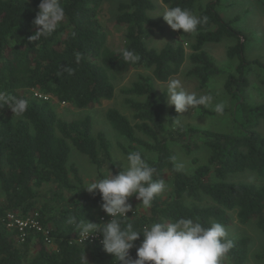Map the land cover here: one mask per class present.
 <instances>
[{
	"label": "trees",
	"instance_id": "1",
	"mask_svg": "<svg viewBox=\"0 0 264 264\" xmlns=\"http://www.w3.org/2000/svg\"><path fill=\"white\" fill-rule=\"evenodd\" d=\"M103 1L60 0L65 17L56 32L30 42L40 0H0V92L28 101L22 116L0 107V264H122L103 250L100 233L84 241L80 237L75 221L100 224L112 217L102 210L99 194L83 189L88 183L68 162L73 147L96 167L99 177L103 169L117 174L109 141L103 132H92L88 116L60 118L53 102L94 107L114 97L116 80L139 68L149 74H139L121 90L132 117L110 107L105 118L126 141L120 144L122 153L142 151L156 169L153 178L167 172L171 188L145 212L126 213L125 223L139 230L156 221L191 217L205 227L212 222L227 226L234 212L241 224H254L264 238V133L260 130L264 129V102L246 99L249 75L255 68L264 73V61L247 57L246 33L222 15V0H161L166 7L180 6L208 20L195 33L177 31L189 41V52L183 43L173 42L158 49L151 41L165 31V21L151 16L157 8L154 0H120L115 23L122 27V45L115 50L98 18ZM223 41L230 43L226 48L233 64L230 71L221 69L205 49ZM125 48L140 60L126 63L121 56ZM187 60L186 74L200 86L225 75L223 87L233 103L230 115L238 125L236 132L177 126L174 107L165 120L167 94L158 92L155 82L178 74ZM196 109L210 113L203 106ZM174 144L187 153L205 148V162L198 163L194 157L191 171H176ZM244 172L256 174L262 182L231 180ZM8 214L33 219L37 225L27 224L22 239L19 229L8 225ZM228 238L233 247L222 264H245L250 238ZM142 239L141 234L135 244ZM135 258L134 247L129 259ZM258 258L264 259V239Z\"/></svg>",
	"mask_w": 264,
	"mask_h": 264
},
{
	"label": "clouds",
	"instance_id": "2",
	"mask_svg": "<svg viewBox=\"0 0 264 264\" xmlns=\"http://www.w3.org/2000/svg\"><path fill=\"white\" fill-rule=\"evenodd\" d=\"M156 16H162L173 31L183 30V33H195L198 26L208 20L206 16L197 17L180 6L166 7ZM64 17L65 10L60 0H40L32 21L35 32L28 37L29 41L36 42L52 35ZM121 56L126 63L134 64L140 60L139 55L127 48L121 51ZM80 59L77 54V61ZM166 91L168 106H174L175 112L181 114L174 120L177 126L181 125L180 118L189 109L195 110L200 106L207 108L213 102L212 95H198L195 91H189L179 79L168 81ZM5 106L12 110L14 116H22L27 111L28 101L0 92V107ZM224 108L223 103H217L214 111L222 114ZM116 161L121 162V171L113 175L108 169L106 175L94 176L83 188L93 196L99 194L102 210L112 217L109 222L100 224L84 219L75 221L83 241L92 233H100L103 250L114 255L122 264H222L233 242L228 238L226 227L219 222H212L205 227L194 218L180 217L156 221L139 230L133 223H125V218H128L126 213L132 210L130 197L135 195L143 206L150 207L168 185L163 179L153 178L156 169L147 162L142 151H130L123 160L117 158ZM182 167L177 164L176 171ZM68 223H74V218ZM141 234L143 239L137 246L135 242L140 240ZM134 247L136 258L129 259L130 250ZM83 260L87 262L84 257Z\"/></svg>",
	"mask_w": 264,
	"mask_h": 264
},
{
	"label": "rangeland",
	"instance_id": "3",
	"mask_svg": "<svg viewBox=\"0 0 264 264\" xmlns=\"http://www.w3.org/2000/svg\"><path fill=\"white\" fill-rule=\"evenodd\" d=\"M120 0H104L103 4L99 8L98 18L101 21L103 27L106 30L108 44L112 49H120L122 45V27L115 23L116 6ZM157 8L150 14L155 19H163L159 15L166 6L162 4L161 0H154ZM219 9L222 15L226 19L234 20V25L244 31L248 37L246 43V55L249 59H260L264 61V0H222ZM165 31L156 35L152 41L151 46L155 48L162 47L167 42L183 43L188 50V40L182 38L177 31H173L170 26L163 23ZM187 42V43H186ZM230 44L228 41L220 43H211L205 46L208 54L214 59L217 65L226 71L232 70V63L227 59L226 48ZM190 63L188 60L182 66L180 72L174 76H171L165 82H155L158 92H165L167 82L171 79H179L189 91H195L198 95L210 94L213 96L212 105L207 107L209 112H201L199 109H189L181 117V125H190L199 129H210L215 131L224 132H236L238 125L232 122L230 111L233 107V103L227 93L224 90V76H215L209 79L204 85L200 86L199 82L192 76L186 74ZM139 74H149L148 70L144 68L131 69L126 75L115 81V95L110 100H103L99 104L91 108H76L73 105L67 103H59L54 101V107L60 118L64 120H73L81 117L88 116L91 120L92 132H103L109 141L111 154L114 159L117 171L122 170V164L120 161H116L117 158L123 160L125 155L122 153L120 144L126 143L125 139L120 136L110 126L105 118V111L107 108H116L122 114L127 117H132V112L125 103V95L121 92L130 86V84L137 78ZM250 84L246 91V99L253 104L264 102V73L258 68H255L249 75ZM223 103L225 105L224 112L218 114L214 111L215 104ZM174 106H168L166 102L165 120H167V113ZM179 115L176 113L177 118ZM264 133V129H260ZM174 153V160L176 165H182V170L191 171L195 164H193V158H198V163H203L206 160L207 152L205 148L192 149L187 153L181 146L172 145ZM68 162L74 164L82 176L85 183H89L93 177H99V172L96 167L89 161V159L82 153L78 152L73 147L69 151ZM126 163V161H125ZM103 175L108 173V169L102 170ZM163 179L167 182V189L160 195L164 196L171 188V180L167 172L162 173L156 178ZM233 181L240 182H252L260 183L262 179L252 172H244L236 174L231 177ZM2 192L0 190V199ZM129 203L132 205V209L145 212L147 207L143 206L140 200H137L135 195L129 198ZM231 222L225 226L228 232V237H236L245 235L250 238L249 252L247 261L245 264H264V259L258 258V254L261 252L263 246V235L252 223L241 224L236 218L234 212H230ZM50 246V245H49Z\"/></svg>",
	"mask_w": 264,
	"mask_h": 264
},
{
	"label": "built area",
	"instance_id": "4",
	"mask_svg": "<svg viewBox=\"0 0 264 264\" xmlns=\"http://www.w3.org/2000/svg\"><path fill=\"white\" fill-rule=\"evenodd\" d=\"M8 218H9V224L8 225L17 227L19 229V231L21 232L20 236L22 239L25 236V233L23 231H24L27 224L31 223L33 226L37 225V223L33 219L32 220L21 219V218L16 217L14 214H8ZM93 236L94 235H91L90 237H93Z\"/></svg>",
	"mask_w": 264,
	"mask_h": 264
}]
</instances>
